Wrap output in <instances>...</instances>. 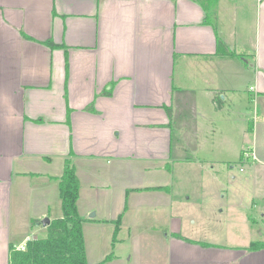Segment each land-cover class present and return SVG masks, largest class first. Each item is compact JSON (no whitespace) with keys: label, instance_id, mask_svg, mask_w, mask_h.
I'll use <instances>...</instances> for the list:
<instances>
[{"label":"crops","instance_id":"obj_1","mask_svg":"<svg viewBox=\"0 0 264 264\" xmlns=\"http://www.w3.org/2000/svg\"><path fill=\"white\" fill-rule=\"evenodd\" d=\"M243 132L240 159L264 158V0H0V264L61 216L66 159L88 264H264L170 198L129 203Z\"/></svg>","mask_w":264,"mask_h":264},{"label":"rangeland","instance_id":"obj_2","mask_svg":"<svg viewBox=\"0 0 264 264\" xmlns=\"http://www.w3.org/2000/svg\"><path fill=\"white\" fill-rule=\"evenodd\" d=\"M250 137L251 134L243 132L241 146H227V157L223 161L194 165L175 164L170 177L164 176V172L161 176L162 184L170 186V196L164 195L160 199L149 193H131L130 207L149 202H161L164 205L170 198L172 208L180 211L185 221L191 220L192 214L201 213L199 216L206 222L203 229L214 242L243 249H247L251 241L264 242V158L247 159V162H243L239 157L241 149L251 148ZM199 170L201 173L197 175ZM133 178L134 176L131 180ZM139 181L141 182L140 177ZM195 195L200 198L199 201L208 203L200 211L196 208L198 204L194 201ZM137 213L140 215L142 212ZM163 219L162 216L160 220ZM159 224L162 225L161 222ZM259 264H263L261 259Z\"/></svg>","mask_w":264,"mask_h":264},{"label":"trees","instance_id":"obj_3","mask_svg":"<svg viewBox=\"0 0 264 264\" xmlns=\"http://www.w3.org/2000/svg\"><path fill=\"white\" fill-rule=\"evenodd\" d=\"M51 48L57 46L51 40L46 41ZM167 115L171 116V108H166ZM79 182L74 167L68 159L65 160L59 180V197L61 199V216L50 220L45 227L42 237H34L26 242L24 250L9 246V264H88L85 256V247L82 233V218L77 212V198ZM34 223V222H33ZM190 243H199L210 246L206 242H196L180 234L176 235ZM116 229L112 241L115 240ZM264 248V242L253 241L250 251ZM112 257L107 255L95 264H106Z\"/></svg>","mask_w":264,"mask_h":264},{"label":"water","instance_id":"obj_4","mask_svg":"<svg viewBox=\"0 0 264 264\" xmlns=\"http://www.w3.org/2000/svg\"><path fill=\"white\" fill-rule=\"evenodd\" d=\"M93 215V214H92ZM50 222L49 218L48 217H44L42 220H41V223L43 225H47L48 223Z\"/></svg>","mask_w":264,"mask_h":264},{"label":"built area","instance_id":"obj_5","mask_svg":"<svg viewBox=\"0 0 264 264\" xmlns=\"http://www.w3.org/2000/svg\"><path fill=\"white\" fill-rule=\"evenodd\" d=\"M22 249H23V247H22Z\"/></svg>","mask_w":264,"mask_h":264}]
</instances>
